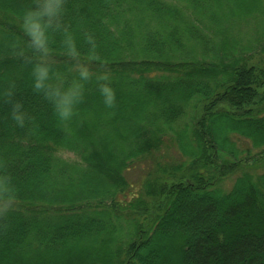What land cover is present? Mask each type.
Masks as SVG:
<instances>
[{"label": "trees", "instance_id": "16d2710c", "mask_svg": "<svg viewBox=\"0 0 264 264\" xmlns=\"http://www.w3.org/2000/svg\"><path fill=\"white\" fill-rule=\"evenodd\" d=\"M29 2L0 0V91L14 80L30 116L17 127L0 101V264H264V172L243 170L264 165V64L218 43L196 58L224 0H66L80 56L56 35L49 60L66 82L79 62L111 73L118 98L105 108L91 80L69 122L32 90L31 53L11 48L20 29L7 8ZM164 144L179 157L157 155ZM145 160L142 189L128 192Z\"/></svg>", "mask_w": 264, "mask_h": 264}, {"label": "clouds", "instance_id": "9594fccd", "mask_svg": "<svg viewBox=\"0 0 264 264\" xmlns=\"http://www.w3.org/2000/svg\"><path fill=\"white\" fill-rule=\"evenodd\" d=\"M66 0H30L19 7L7 8L9 14L18 24L20 33L12 42L13 52L25 56V62L30 65V84L34 92L42 93L52 106L55 116L61 122H69L78 112V107L84 99L86 84L94 80L99 97L105 108H113L117 103L116 88L112 83V75L107 71L93 73L85 62L75 63L77 75L66 82L57 65L52 63L48 54L53 51L51 41L59 35L62 48L59 51L69 57L80 56L76 27H69ZM92 45L89 57H95V37L89 33L82 34ZM15 81L0 91V101L10 105V118L17 127L23 128L30 119L25 111L22 100L17 99ZM4 180L0 178V189Z\"/></svg>", "mask_w": 264, "mask_h": 264}, {"label": "rangeland", "instance_id": "374dc122", "mask_svg": "<svg viewBox=\"0 0 264 264\" xmlns=\"http://www.w3.org/2000/svg\"><path fill=\"white\" fill-rule=\"evenodd\" d=\"M235 1V0H234ZM181 8H185L181 5ZM217 19L215 21H210L216 28L220 25L224 27L221 33H217L214 28H209L208 26H203L205 34H209L210 38L209 46H205L202 42L196 44L197 57L201 58L202 48L210 49L214 48V45L218 43L219 46H223L225 50L234 54L235 50L239 52H244V57L247 58L249 64L262 65L264 64V0H254L250 9L246 6V9L236 11L233 9V5L229 3L228 0H224V3L220 5L217 11ZM218 29V28H217ZM218 47V46H217ZM219 48V47H218ZM235 49V50H234ZM213 52H211V55ZM239 56V55H238ZM260 103L262 99L257 98ZM264 102L259 105L263 107ZM189 115H193L194 108H186ZM264 114V113H263ZM237 138V143L243 146V149L250 148L254 152L258 149H254L251 146L249 139L235 136ZM168 141L167 143H169ZM167 155L168 157H179L178 151L173 147V145L164 144L157 155ZM64 158L70 161H78L79 157L72 152H62ZM80 161V160H79ZM149 162L146 160L138 166L137 169L130 170L126 173V178L130 182V187L128 192H139L142 189V184L146 178L148 171ZM243 170L250 172L254 176H257L264 172V165H258L253 167L244 168ZM241 174L237 172L229 176L222 185H220L222 191H228L233 186L236 178Z\"/></svg>", "mask_w": 264, "mask_h": 264}]
</instances>
